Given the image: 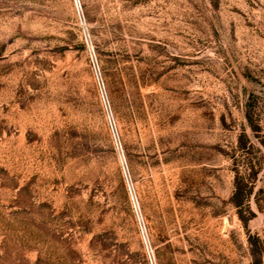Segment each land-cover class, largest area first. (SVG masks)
<instances>
[{
    "label": "rangeland",
    "instance_id": "obj_1",
    "mask_svg": "<svg viewBox=\"0 0 264 264\" xmlns=\"http://www.w3.org/2000/svg\"><path fill=\"white\" fill-rule=\"evenodd\" d=\"M79 6L0 0V264H264V0Z\"/></svg>",
    "mask_w": 264,
    "mask_h": 264
},
{
    "label": "built area",
    "instance_id": "obj_2",
    "mask_svg": "<svg viewBox=\"0 0 264 264\" xmlns=\"http://www.w3.org/2000/svg\"><path fill=\"white\" fill-rule=\"evenodd\" d=\"M75 2L77 4L78 11L81 14V7L79 6V0H75ZM93 65L95 67V71H96V74H97V77H98V80H99V83H100V86H101V92L104 94V83H103V79H102V74H101V71H100L98 65L96 64V60H94V57H93ZM112 129L114 130V126H112ZM115 140H116L117 147L119 148L118 140L116 138H115ZM132 198H133V202H134V209H135V212L137 214V217H138V220H139V224H140V227H141V231H142L143 236L145 237V242H146L144 224H143V222L140 219L138 206L136 205V201L134 199V195L133 194H132ZM147 249H148V253H149L150 264H156V260H155L154 254L152 253V251L150 250L148 245H147Z\"/></svg>",
    "mask_w": 264,
    "mask_h": 264
},
{
    "label": "trees",
    "instance_id": "obj_3",
    "mask_svg": "<svg viewBox=\"0 0 264 264\" xmlns=\"http://www.w3.org/2000/svg\"><path fill=\"white\" fill-rule=\"evenodd\" d=\"M73 140H74V137L71 134H68L67 141L71 144L73 142ZM103 238H104V236H103ZM99 239L102 240V236ZM121 247H123V245H121ZM118 253L121 254L120 251H118ZM124 255L126 257L125 262H124L125 264H135L134 258L131 254H129V252L122 254V256H124Z\"/></svg>",
    "mask_w": 264,
    "mask_h": 264
}]
</instances>
